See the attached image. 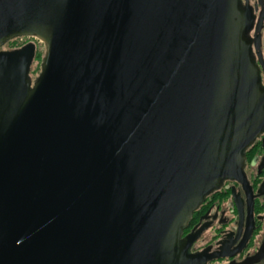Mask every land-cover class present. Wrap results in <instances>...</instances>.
I'll return each instance as SVG.
<instances>
[{"label":"water","instance_id":"1","mask_svg":"<svg viewBox=\"0 0 264 264\" xmlns=\"http://www.w3.org/2000/svg\"><path fill=\"white\" fill-rule=\"evenodd\" d=\"M239 0H0V264H194L181 237L264 130ZM44 46L1 49L17 37Z\"/></svg>","mask_w":264,"mask_h":264},{"label":"flooded vegetation","instance_id":"2","mask_svg":"<svg viewBox=\"0 0 264 264\" xmlns=\"http://www.w3.org/2000/svg\"><path fill=\"white\" fill-rule=\"evenodd\" d=\"M239 8L248 20L245 39L264 88V0H239ZM242 154L241 178H223L183 227L181 237L192 238L187 256L194 264H264V130Z\"/></svg>","mask_w":264,"mask_h":264},{"label":"rangeland","instance_id":"3","mask_svg":"<svg viewBox=\"0 0 264 264\" xmlns=\"http://www.w3.org/2000/svg\"><path fill=\"white\" fill-rule=\"evenodd\" d=\"M28 42H33L36 46L35 58L32 62L31 69H30V77L33 78V77L37 76L39 71H40V60L44 54L43 43H41L40 41H38L34 37L22 36V37H17V38H14V39L8 41L3 46V49L8 50V49L18 48V47H20V46H22Z\"/></svg>","mask_w":264,"mask_h":264}]
</instances>
